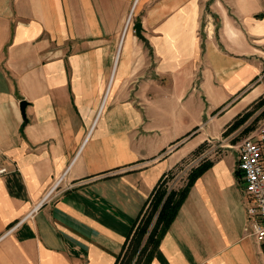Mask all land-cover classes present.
<instances>
[{
  "label": "crops",
  "instance_id": "crops-1",
  "mask_svg": "<svg viewBox=\"0 0 264 264\" xmlns=\"http://www.w3.org/2000/svg\"><path fill=\"white\" fill-rule=\"evenodd\" d=\"M263 115L264 0H0V264L120 263L158 181ZM220 151L149 264H264Z\"/></svg>",
  "mask_w": 264,
  "mask_h": 264
},
{
  "label": "trees",
  "instance_id": "trees-1",
  "mask_svg": "<svg viewBox=\"0 0 264 264\" xmlns=\"http://www.w3.org/2000/svg\"><path fill=\"white\" fill-rule=\"evenodd\" d=\"M245 115L234 121L232 128L243 122ZM210 164V161H205L195 168L192 167L184 183L177 188L168 186L172 177L171 172L158 181L151 195L148 210L124 246L123 258L118 264H149L153 252L174 220L194 179Z\"/></svg>",
  "mask_w": 264,
  "mask_h": 264
},
{
  "label": "built area",
  "instance_id": "built-area-1",
  "mask_svg": "<svg viewBox=\"0 0 264 264\" xmlns=\"http://www.w3.org/2000/svg\"><path fill=\"white\" fill-rule=\"evenodd\" d=\"M128 22L129 19L124 28ZM236 148V171L252 199L246 207L243 233L261 244L264 243V122L255 132L239 141ZM8 170L7 166L0 165V175ZM60 179L61 177L49 192L57 186Z\"/></svg>",
  "mask_w": 264,
  "mask_h": 264
},
{
  "label": "rangeland",
  "instance_id": "rangeland-1",
  "mask_svg": "<svg viewBox=\"0 0 264 264\" xmlns=\"http://www.w3.org/2000/svg\"><path fill=\"white\" fill-rule=\"evenodd\" d=\"M263 121H264V115L260 118V120L253 121L252 122V125H254L253 130L254 129L255 130L252 131L255 132L258 129V127L261 125V123H263ZM241 130L242 129L239 128L235 131L230 132V135L228 136V139L226 141L227 144L229 145H227L226 147H221L218 145L221 139H223L225 135L224 133H214L212 137L208 136L209 140L203 142L198 148L192 151L190 155H188L187 162L182 166H180V168L176 171L179 172V175L177 177L172 176L168 182V186L170 188H177L184 183L187 173L193 167L195 162L198 161L196 158L200 155V153H203L205 155H212L214 157L217 155L218 152H221L220 150H223L224 154H229L231 156L236 157L237 156L236 144L239 141L240 137H242V133L240 132ZM252 131L250 133H252ZM194 158L196 159V161L194 160Z\"/></svg>",
  "mask_w": 264,
  "mask_h": 264
},
{
  "label": "water",
  "instance_id": "water-1",
  "mask_svg": "<svg viewBox=\"0 0 264 264\" xmlns=\"http://www.w3.org/2000/svg\"><path fill=\"white\" fill-rule=\"evenodd\" d=\"M134 29H135L136 35L142 38V35H141L142 25L140 22H136L134 24ZM25 103L26 102L24 100L20 101V109L22 113L24 112Z\"/></svg>",
  "mask_w": 264,
  "mask_h": 264
},
{
  "label": "bare ground",
  "instance_id": "bare-ground-1",
  "mask_svg": "<svg viewBox=\"0 0 264 264\" xmlns=\"http://www.w3.org/2000/svg\"><path fill=\"white\" fill-rule=\"evenodd\" d=\"M130 16V15H129ZM128 20V19H127ZM130 21V20H129Z\"/></svg>",
  "mask_w": 264,
  "mask_h": 264
}]
</instances>
